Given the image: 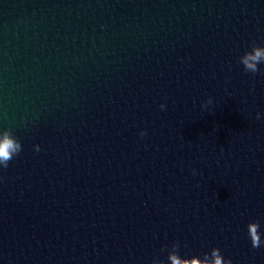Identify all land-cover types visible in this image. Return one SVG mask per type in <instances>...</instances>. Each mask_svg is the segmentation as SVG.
<instances>
[{"label":"water","instance_id":"obj_1","mask_svg":"<svg viewBox=\"0 0 264 264\" xmlns=\"http://www.w3.org/2000/svg\"><path fill=\"white\" fill-rule=\"evenodd\" d=\"M253 41L264 0H0V264H264Z\"/></svg>","mask_w":264,"mask_h":264},{"label":"clouds","instance_id":"obj_2","mask_svg":"<svg viewBox=\"0 0 264 264\" xmlns=\"http://www.w3.org/2000/svg\"><path fill=\"white\" fill-rule=\"evenodd\" d=\"M239 59L246 72H258V64L264 63V46H258L253 41L251 50H246ZM211 102V97H209L207 104ZM206 106V104H202V107ZM160 107L163 109L165 105L161 104ZM257 118L259 119V113H257ZM144 135H146V133L142 131L141 136ZM35 148L39 151V145H36ZM20 151L21 143L19 139L12 134L10 129H4L2 135H0V165L7 168L9 161H11L15 155H18ZM259 227V221L257 220L250 221L247 225L248 235L253 248H259L261 244L264 243V241H261ZM178 248L179 244L173 243L171 246L172 250L168 252V260L171 264H232L231 259H224L218 247H213L210 253L205 252L203 258L197 255L182 258L178 253ZM161 264H164L163 260H161Z\"/></svg>","mask_w":264,"mask_h":264}]
</instances>
